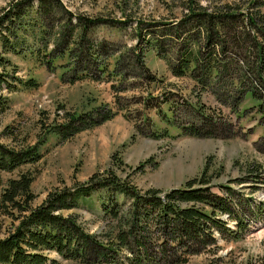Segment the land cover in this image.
<instances>
[{
	"label": "trees",
	"instance_id": "16d2710c",
	"mask_svg": "<svg viewBox=\"0 0 264 264\" xmlns=\"http://www.w3.org/2000/svg\"><path fill=\"white\" fill-rule=\"evenodd\" d=\"M187 4L188 11L179 19L137 20L139 43L128 49L139 62L142 70L137 74L145 78L146 88L161 80L145 65L150 48L167 61L174 75L189 77L194 83L193 94L184 98L170 89L161 97L147 91L141 102L152 134L167 137L170 127L176 126L181 134L228 137L234 132L229 115L243 116L252 108L264 120V13L259 9L264 0L226 2L213 8L198 0ZM32 8L33 0H17L0 17L3 51L26 52L49 68L66 67L75 56L80 66L72 80L93 76L90 74L109 77L110 73L122 80L129 78L121 61L124 54L110 53L114 58V68L110 69L109 62H104V41L88 39L91 28L104 24L108 17L77 14L74 24L72 13L61 0H38L34 12ZM63 10L68 15L64 23L57 16ZM126 15L123 23L131 21ZM64 25L68 30H63ZM30 37L38 46L28 53L23 46ZM51 42L53 46L49 47ZM65 58V62L59 61ZM0 66L4 68L0 71V90L39 85L36 77L17 76V66L2 53ZM112 86L121 88L115 83ZM153 97H158V103L154 115H150L146 109L152 106L149 99ZM212 99L221 100V105H213ZM8 101L0 94L1 111L9 106ZM178 105L189 107L192 119L177 120ZM115 114L107 104L90 111H66L64 121L50 124L32 145L17 149L0 142V169L13 170L39 160L49 134L68 138ZM260 141L264 147V138ZM260 166L250 164L246 177L258 181ZM214 177L205 167L182 184L163 189L139 187L113 170L96 172L88 180L51 189L42 203L34 205L35 175L31 170L20 172L8 178L2 189L0 209L11 214L17 210L19 222L0 237V264H55L50 250L86 264H190L201 253L211 255L207 264H240L236 257L224 260L219 253L221 239L238 240L254 217L264 219V201L242 193L231 183L214 181ZM2 185L0 175V188ZM214 186L222 192L214 191ZM94 194L100 200L106 225L101 231L90 232L78 213L68 210Z\"/></svg>",
	"mask_w": 264,
	"mask_h": 264
},
{
	"label": "rangeland",
	"instance_id": "374dc122",
	"mask_svg": "<svg viewBox=\"0 0 264 264\" xmlns=\"http://www.w3.org/2000/svg\"><path fill=\"white\" fill-rule=\"evenodd\" d=\"M15 1L17 0H0V17ZM61 1L72 13L74 24L77 14L109 18L104 24L93 26L88 39L104 41V62H109L110 69L114 68V58L110 53L114 51L118 56L124 54L121 61L129 78L122 80L110 73L109 77L100 78L90 74L93 76L72 80L79 74L80 64L75 62V56H72L73 59L66 67L57 65L49 68L30 54L25 55L26 52L19 54L3 51L0 43V53L9 57L17 66V76H33L39 81L37 87L21 86L13 91L7 88L0 90L1 95L9 98V106L0 110L1 143L17 149L32 145L40 139L46 127L64 121L66 111H90L106 104L116 111L111 119L82 129L68 138L49 134L48 141L41 147L42 156L39 160L23 163L13 170L0 169L3 179L0 201L8 178L16 177L25 170H31L35 175L32 189L35 195L33 204L37 205L43 202L51 189L66 184L72 185L79 180H88L96 172L113 170L129 177L139 187L164 189L182 184L186 179L199 174L205 167L208 173L215 176L214 181L231 183L242 193L252 194L256 199L264 201V150H260L264 149L260 144V140L264 138V120L256 115L254 108L247 110L243 116L236 113L229 115L234 132L228 137L181 134L176 126L170 127V136L156 137L152 134L150 122L143 115L141 100L147 95V91L161 97L170 89L175 96L181 95V98H184L193 94L191 87L194 83L189 77L174 75L167 61L150 48L144 58L145 65L161 80L146 88L145 78L137 74L142 70L139 62H136L133 51L128 52L130 47L139 43L135 30L137 20L179 19L188 11L189 0ZM198 1L213 8L240 0ZM37 4L38 0H33V12ZM259 9L264 13V4L260 5ZM64 10L62 15L57 14L58 17L61 16L59 19L63 20V23L67 21L68 16ZM126 13L131 21L123 23L122 20L127 19ZM66 26L64 25L63 30H68ZM74 30L77 31L78 27ZM29 39L30 42L23 46L28 53L30 49L38 46L32 42L31 37ZM52 46L51 42L49 47ZM66 60L65 58L59 61ZM10 67L8 66V69H12ZM3 69L0 66V71ZM113 83L121 85V88L115 89ZM149 100L152 106L146 111L154 115L158 97ZM179 100L182 101L180 98ZM218 101L221 102L218 99H212L211 102L213 105H221ZM176 119H192L190 108L178 105ZM253 163L262 165L258 181L246 177L247 167ZM237 179L240 181L237 182ZM213 190L222 192L219 186H214ZM13 211L11 214L0 209V237L7 235L19 222L18 211ZM68 211L78 213L90 232L101 231L106 225L97 194L81 200L79 206ZM221 243L219 253L228 262L234 257L240 264L264 261V219L254 217L248 230L238 240L221 239ZM49 255L51 259H56L55 264H86L64 258L56 250H50ZM210 259L211 255L201 253L195 255L190 264H207Z\"/></svg>",
	"mask_w": 264,
	"mask_h": 264
}]
</instances>
